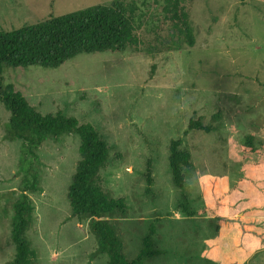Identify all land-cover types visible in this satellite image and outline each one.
I'll return each instance as SVG.
<instances>
[{
	"label": "rangeland",
	"instance_id": "rangeland-1",
	"mask_svg": "<svg viewBox=\"0 0 264 264\" xmlns=\"http://www.w3.org/2000/svg\"><path fill=\"white\" fill-rule=\"evenodd\" d=\"M112 1L0 0V31ZM127 1L145 2L137 47L79 55L57 69H8L3 85L41 114L60 111L90 124L106 142L100 174L103 187L127 204L116 226L127 260L152 229L158 254L145 264H264V0H187L194 46L151 54L146 50L156 48V38L166 39L165 0ZM8 118L0 103V264L15 255L12 205L29 163L37 181L36 191L26 192L33 264H107V255L95 254L89 221L72 216L66 196L79 138L46 140L22 169L21 142L5 139ZM191 121L208 131L188 129ZM248 136L254 153L242 149ZM172 140L191 157L182 190L171 182ZM182 195L192 217L178 207Z\"/></svg>",
	"mask_w": 264,
	"mask_h": 264
},
{
	"label": "trees",
	"instance_id": "trees-1",
	"mask_svg": "<svg viewBox=\"0 0 264 264\" xmlns=\"http://www.w3.org/2000/svg\"><path fill=\"white\" fill-rule=\"evenodd\" d=\"M185 1L187 0L164 1L161 16L163 22L169 23L164 29L166 39L156 38V48L146 50L147 53L194 46L192 24L183 5ZM141 5L145 6V2ZM140 6L135 1L114 0L108 5L92 6L72 14L49 17L46 21L12 32L0 31V103L9 113L5 139L9 142H21L20 162L24 169L26 155L36 157V151L46 140L57 141L70 134L79 138V159L66 196L72 216L89 221V229L97 242L95 254L107 255V264H145L158 251L152 242L151 229L134 259L127 260L124 255L116 226L118 220L126 218L127 204L125 199L114 197L110 190L103 187L100 173L109 158L106 142L93 126L79 124L74 117L66 116L60 111L52 114L37 112L11 84L3 85L2 74L8 69L18 68L57 69L83 54H124L140 44L136 31L143 26L145 13ZM188 129L208 131L198 121L189 122ZM242 149L247 153L255 152L252 136L246 138ZM168 152L171 182L176 189L182 190L186 174L192 168L190 153L180 149L178 140L170 142ZM29 164L25 169L21 194L12 205L10 236L15 255L9 264H33L34 252L26 239V231L33 217V206L26 192H35L37 181ZM146 184L145 191L148 193L152 184L148 165ZM181 198L179 209L187 217H192L188 198L185 195Z\"/></svg>",
	"mask_w": 264,
	"mask_h": 264
},
{
	"label": "crops",
	"instance_id": "crops-1",
	"mask_svg": "<svg viewBox=\"0 0 264 264\" xmlns=\"http://www.w3.org/2000/svg\"><path fill=\"white\" fill-rule=\"evenodd\" d=\"M241 229H242V232H245L246 231V226L242 225Z\"/></svg>",
	"mask_w": 264,
	"mask_h": 264
}]
</instances>
